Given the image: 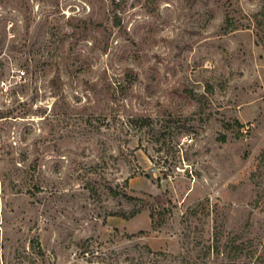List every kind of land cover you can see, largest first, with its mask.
Segmentation results:
<instances>
[{"label": "rangeland", "instance_id": "obj_1", "mask_svg": "<svg viewBox=\"0 0 264 264\" xmlns=\"http://www.w3.org/2000/svg\"><path fill=\"white\" fill-rule=\"evenodd\" d=\"M12 69L0 264H264V0H0Z\"/></svg>", "mask_w": 264, "mask_h": 264}, {"label": "trees", "instance_id": "obj_2", "mask_svg": "<svg viewBox=\"0 0 264 264\" xmlns=\"http://www.w3.org/2000/svg\"><path fill=\"white\" fill-rule=\"evenodd\" d=\"M113 1H116V0H113ZM129 76H130V74H129ZM141 120L143 121L144 124H148V122H147L148 119L147 118H141ZM238 125L241 126L240 123H238ZM222 140H226L225 136H222ZM112 190H113L112 187H110L111 193H117L116 190H114V192H112ZM123 194H125L126 196L125 195L124 196L127 199H129V200H134V199L137 200L138 199L140 201V204H135L136 207H134L129 214H126V213L125 214H123V213L119 214L118 212H110V214H112V215H120V216H123V217H126L127 215L128 216H133V215L135 216L138 213H140L141 211H143L144 209L150 208V206H147L148 204L145 201H143L142 199L138 198L137 196H131V195L127 194L126 192L123 193ZM154 198H156V197H154ZM156 201H159V204H162V202L163 203L167 202V203L171 204V199H169L167 196L165 198L158 197V198H156ZM150 217L152 219L151 221H153L152 222V227L155 228L156 225L154 223L155 221H154V211L153 210L150 212ZM219 243H220L219 240H217V244H219ZM227 243L228 244L225 246L224 250H221L219 248V245H217L216 251L218 253L222 252V253H228V255H230L231 258L229 259V262H226L225 264H240V263L236 262L235 259L236 258L241 259L242 257H240V256L244 255L243 253H244L245 249L247 248L246 241L237 240V238L232 237V238H230V240Z\"/></svg>", "mask_w": 264, "mask_h": 264}, {"label": "built area", "instance_id": "obj_3", "mask_svg": "<svg viewBox=\"0 0 264 264\" xmlns=\"http://www.w3.org/2000/svg\"><path fill=\"white\" fill-rule=\"evenodd\" d=\"M25 77V69L10 70L9 74L0 79V93L4 95L10 94L13 90L12 88L17 84H21L25 80ZM191 141L192 139H189V142Z\"/></svg>", "mask_w": 264, "mask_h": 264}]
</instances>
